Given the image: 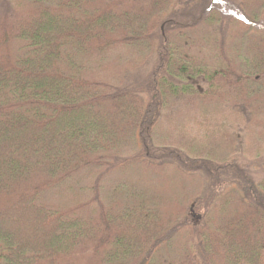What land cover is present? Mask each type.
Listing matches in <instances>:
<instances>
[{
	"label": "trees",
	"instance_id": "trees-1",
	"mask_svg": "<svg viewBox=\"0 0 264 264\" xmlns=\"http://www.w3.org/2000/svg\"><path fill=\"white\" fill-rule=\"evenodd\" d=\"M0 264H264V0H0Z\"/></svg>",
	"mask_w": 264,
	"mask_h": 264
},
{
	"label": "rangeland",
	"instance_id": "rangeland-1",
	"mask_svg": "<svg viewBox=\"0 0 264 264\" xmlns=\"http://www.w3.org/2000/svg\"><path fill=\"white\" fill-rule=\"evenodd\" d=\"M142 73H144V72H140L138 75H136V76L134 77V80H137V79H139V78H140V76H141V75H143Z\"/></svg>",
	"mask_w": 264,
	"mask_h": 264
}]
</instances>
